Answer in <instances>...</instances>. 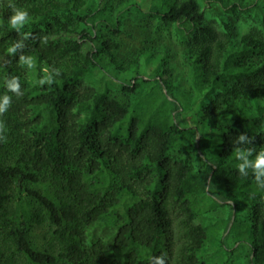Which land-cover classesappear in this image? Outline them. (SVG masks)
<instances>
[{
    "label": "trees",
    "instance_id": "obj_1",
    "mask_svg": "<svg viewBox=\"0 0 264 264\" xmlns=\"http://www.w3.org/2000/svg\"><path fill=\"white\" fill-rule=\"evenodd\" d=\"M95 1L85 11L89 0H0V104L11 98L0 115V264H153L161 255L166 264H205L206 252L227 250L230 237L250 264H264V188L251 168L240 175L235 155L252 149L254 161L264 148V33L255 26L237 37L227 22L219 31L200 6L233 15L256 8L264 24V0ZM10 4L29 13L19 32ZM132 11L175 25L189 63L188 97L167 79L164 54L162 69L152 72L151 54L159 51L119 59L116 38ZM21 56H33L36 66H22ZM14 76L22 95L7 87ZM49 76L53 84L38 83ZM110 85L149 90L124 104ZM242 133L251 142H239ZM179 149L202 167L173 161ZM39 183L54 197L32 187ZM210 183L216 195L208 194ZM223 198L237 209L246 203L251 219L240 224L232 213L216 235L219 224L204 215ZM46 222L47 248L37 250L29 236ZM93 227L116 229L114 241L87 245Z\"/></svg>",
    "mask_w": 264,
    "mask_h": 264
},
{
    "label": "rangeland",
    "instance_id": "obj_2",
    "mask_svg": "<svg viewBox=\"0 0 264 264\" xmlns=\"http://www.w3.org/2000/svg\"><path fill=\"white\" fill-rule=\"evenodd\" d=\"M64 4H71L73 0H55ZM91 3L87 8H95L97 2L89 0ZM116 0H110L108 7L114 4ZM201 9L205 12V19L207 23L214 25L219 31L227 30L225 22L230 24V31L237 37L247 34L253 27L257 26L264 33V24L260 15V10L251 8L247 12H238L231 14L227 10L222 9L216 4H205L201 2ZM121 34L116 38L119 44L117 55L121 62L127 63L130 60L137 58L143 51L157 50L152 52V67L153 71L162 69L161 56L164 54V60L169 68L167 79L175 85L177 94L188 97L189 82L187 73L189 71V63L184 56L185 43L179 38L175 25L173 23H165L160 19L151 18L141 14L138 11H132L125 15L122 20ZM144 70V67L143 69ZM144 72V71H143ZM144 77L149 76L146 72ZM120 78L130 80L132 75L119 74ZM91 86L90 84H87ZM111 86V97L121 101L124 104H131L141 94L149 90V85L140 87L134 94L123 93L115 86ZM173 161L179 159H188L199 169L202 167V161L196 154H186L185 151L179 149L172 154ZM212 177V176H211ZM32 187L40 189L46 195L54 197L52 188L48 184H34ZM237 186H232L230 191H236ZM209 195H216L215 186L210 183L207 189ZM141 195L143 191L141 190ZM221 206L217 207L215 211L204 212V218H209V221L217 223L216 235L220 232V228L224 226L231 214H234V220L237 219L238 223H243L251 219V211L246 203L240 204L238 209L234 206L231 200L225 198L221 201ZM51 225L46 222L40 226H35L29 236L32 246L37 250H45L47 248L46 238L50 235ZM178 228V227H177ZM117 230L113 228L93 227L86 233L87 245H93L98 240L111 243L116 237ZM227 250L218 248L217 245L210 248L206 255H208L205 264H250L247 251L239 244L234 245V239L230 237L225 240ZM30 264V263H29ZM33 264V263H31Z\"/></svg>",
    "mask_w": 264,
    "mask_h": 264
},
{
    "label": "clouds",
    "instance_id": "obj_3",
    "mask_svg": "<svg viewBox=\"0 0 264 264\" xmlns=\"http://www.w3.org/2000/svg\"><path fill=\"white\" fill-rule=\"evenodd\" d=\"M10 7L13 8V15L10 17V25L12 28L16 29L18 32L20 29L24 26V24L29 20V13L25 9H19L15 8L13 5H9ZM29 34H25L24 39L28 38ZM47 38H45L46 42ZM16 46L17 44H13L11 47L7 49V52L11 55L15 54L16 51ZM20 64L27 65L29 69H33L35 65V58L33 56H28L25 58V56H21L20 58ZM56 75H60V70L57 69ZM54 78L49 76L47 78H42L39 80V84L41 86L45 84H53ZM7 87L10 91L16 93L18 96L22 95L21 90H20V83H19V78L18 77H12L11 82L7 81ZM11 104V98L7 95L4 96L3 104H0V115H3L8 107ZM6 131V124L3 120H0V140H3L6 142V136L4 135ZM239 142H246L249 143L251 142L249 137L247 136L246 133H242L239 136ZM253 150L252 149H242V148H237L235 149V155L237 160H243V163H239L237 165L238 170L240 175L242 176H247L248 171L246 169L251 168L254 176H255V182L256 184L264 188V148H262L259 153L256 155V158L254 161L250 160L249 157L252 155ZM153 264H166V258L164 255L153 257Z\"/></svg>",
    "mask_w": 264,
    "mask_h": 264
}]
</instances>
